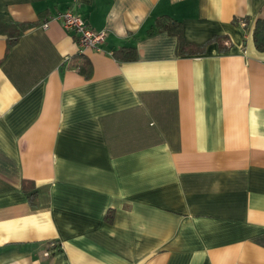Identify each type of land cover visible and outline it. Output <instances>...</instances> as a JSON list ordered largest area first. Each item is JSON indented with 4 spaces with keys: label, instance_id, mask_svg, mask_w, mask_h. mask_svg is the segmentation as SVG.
<instances>
[{
    "label": "crops",
    "instance_id": "1",
    "mask_svg": "<svg viewBox=\"0 0 264 264\" xmlns=\"http://www.w3.org/2000/svg\"><path fill=\"white\" fill-rule=\"evenodd\" d=\"M67 10L106 31L97 50ZM162 16L204 52L151 32ZM257 19L264 0H0L33 23L0 34V264H264Z\"/></svg>",
    "mask_w": 264,
    "mask_h": 264
},
{
    "label": "trees",
    "instance_id": "2",
    "mask_svg": "<svg viewBox=\"0 0 264 264\" xmlns=\"http://www.w3.org/2000/svg\"><path fill=\"white\" fill-rule=\"evenodd\" d=\"M33 26V23H19V22H4L0 20V34L8 37L7 48L13 46L18 38L25 30ZM151 32H167L177 38L176 51L178 54H194L204 52L205 45H195L184 40L182 35L181 23L173 18L162 16L156 20V23ZM224 37H215L214 40L218 42L221 50H226V46L222 44ZM253 40L257 49L264 50V20L257 19L253 31ZM135 46H123L119 50L113 52L115 58L119 61H131L136 59ZM82 60L77 65L78 71L88 78L91 73V64L88 59L82 55H78ZM29 201L34 204V194L30 195Z\"/></svg>",
    "mask_w": 264,
    "mask_h": 264
},
{
    "label": "built area",
    "instance_id": "3",
    "mask_svg": "<svg viewBox=\"0 0 264 264\" xmlns=\"http://www.w3.org/2000/svg\"><path fill=\"white\" fill-rule=\"evenodd\" d=\"M51 18L59 20L66 31L73 32L80 52L97 50L106 38V31L93 30L80 15L71 10L59 12ZM48 22L49 19L44 20L41 27L47 28ZM45 255H48V252Z\"/></svg>",
    "mask_w": 264,
    "mask_h": 264
}]
</instances>
